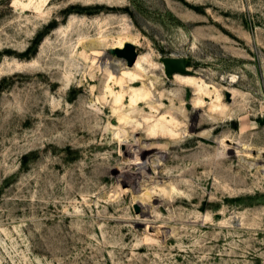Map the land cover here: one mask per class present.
<instances>
[{
    "label": "rangeland",
    "instance_id": "rangeland-1",
    "mask_svg": "<svg viewBox=\"0 0 264 264\" xmlns=\"http://www.w3.org/2000/svg\"><path fill=\"white\" fill-rule=\"evenodd\" d=\"M0 264H264V0H0Z\"/></svg>",
    "mask_w": 264,
    "mask_h": 264
},
{
    "label": "bare ground",
    "instance_id": "bare-ground-1",
    "mask_svg": "<svg viewBox=\"0 0 264 264\" xmlns=\"http://www.w3.org/2000/svg\"><path fill=\"white\" fill-rule=\"evenodd\" d=\"M95 41V40H94ZM98 41V40H97ZM88 43V42H87ZM90 43V42H89ZM93 43V42H92ZM95 43V42H94ZM125 43H127V40L126 41H124V42H121L120 44H118V46H117V48L116 49H121L122 47H123V45L125 44ZM83 44V43H82ZM99 46V45H98ZM116 46V45H115ZM83 47V46H82ZM92 48V47H91ZM93 49V48H92ZM99 49V48H98ZM94 50V49H93ZM86 51V50H85ZM91 51V50H90ZM101 51V50H100ZM96 52V51H95ZM91 54V53H90ZM89 54V55H90ZM93 54V53H92ZM83 54H81V56H82ZM87 55V54H86ZM85 55V56H86ZM95 55V54H94ZM86 57H89V56H86ZM97 57H99V56H97ZM96 58V57H95ZM137 58V57H136ZM89 59V58H88ZM118 59H120V58H118ZM123 60V59H122ZM90 61H91V59H90ZM124 61V60H123ZM136 61V60H135ZM92 62V61H91ZM90 63V62H89ZM126 63V62H125ZM135 63V62H134ZM127 65V64H126ZM134 65V64H133ZM133 65L132 66H127V69H132V67H133ZM188 71V70H187ZM110 72V71H109ZM109 72H107V73H109ZM135 72V71H134ZM138 74V73H137ZM110 75H112L111 73H110ZM109 75V81H108V84H109V86H107V90L109 91V92H111V90L113 91V88H112V86H110V83H112L113 85H117V86H119V85H121V81L122 80H119V79H115V78H113L112 76H110ZM138 76H142V74H140V75H138ZM173 76V75H172ZM143 77V76H142ZM173 77H175V78H177V83H179V84H181V85H186V86H188V87H192V89H193V92L194 93H196V95H198V97H200L199 95V93L202 91V85H203V81H202V79L200 78V77H197L196 76V74H190V75H188V74H184V75H182V74H174V76ZM119 78V77H118ZM121 79V78H120ZM123 79V78H122ZM126 79V78H125ZM145 80V79H144ZM144 80H143V78L142 79H140L137 83H139L140 84V88H141V90L142 91H144L143 93H142V97L141 98H139V100H138V102L139 101H141V102H143L144 101V99L145 98H147L148 97V93H147V91H146V88H145V82H144ZM123 81H124V79H123ZM121 82V83H120ZM204 86V85H203ZM206 86V85H205ZM147 87V86H146ZM122 88L124 89V87L122 86ZM205 88V87H204ZM150 89V88H149ZM207 89V88H206ZM123 91V90H122ZM125 91V90H124ZM123 91V92H124ZM128 91V90H127ZM113 94H114V92H113ZM120 94V93H119ZM206 94H207V92H206ZM194 95V94H193ZM113 96V95H112ZM118 98V97H117ZM201 98V97H200ZM113 99V98H112ZM195 99H197V98H195ZM194 99V100H195ZM193 100V101H194ZM122 102V101H121ZM137 102V103H138ZM136 103V101L135 102H132V104H134V105H136L137 104ZM149 103V102H148ZM147 103V104H148ZM199 103H201V101L200 102H198V100L196 101V102H194V104H199ZM117 107V106H116ZM118 108V107H117ZM116 108V109H117ZM113 109V108H112ZM159 110V109H158ZM225 112V107L223 106V108L221 109V111H220V113L222 114V113H224ZM120 117L121 118H119L118 117V120H122L124 123H127V121L130 119L127 115H123V114H121L120 115ZM167 122V121H166ZM165 122V123H166ZM170 128V124L168 123V124H166V125H164V126H162V125H160L159 123H155V124H152V125H148L147 126V131H148V133H149V135H152V134H157V133H159V132H161V133H164V132H166L168 129ZM154 149V147H152V146H147V147H145L144 149H141L140 151H145L144 153V155H147L149 152H151L152 150ZM144 163V162H143ZM142 163V164H143ZM147 165V164H146ZM145 168V167H144ZM144 170V169H143ZM145 177V176H144Z\"/></svg>",
    "mask_w": 264,
    "mask_h": 264
},
{
    "label": "water",
    "instance_id": "water-1",
    "mask_svg": "<svg viewBox=\"0 0 264 264\" xmlns=\"http://www.w3.org/2000/svg\"><path fill=\"white\" fill-rule=\"evenodd\" d=\"M112 53L120 59H123L127 66H132L136 60L137 53L132 44L126 43L123 49H114ZM164 74L172 76L174 74H190L187 71L186 61L183 58H163L161 59Z\"/></svg>",
    "mask_w": 264,
    "mask_h": 264
}]
</instances>
